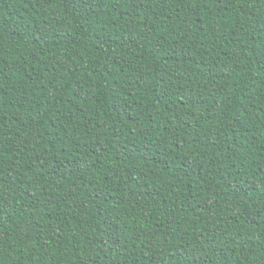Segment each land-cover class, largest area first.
<instances>
[{
    "label": "trees",
    "instance_id": "obj_1",
    "mask_svg": "<svg viewBox=\"0 0 264 264\" xmlns=\"http://www.w3.org/2000/svg\"><path fill=\"white\" fill-rule=\"evenodd\" d=\"M0 264H264V0H0Z\"/></svg>",
    "mask_w": 264,
    "mask_h": 264
}]
</instances>
